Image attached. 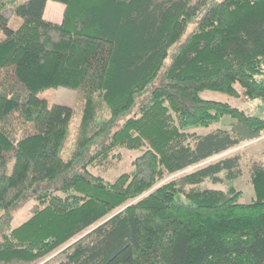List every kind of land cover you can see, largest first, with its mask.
I'll use <instances>...</instances> for the list:
<instances>
[{
    "label": "trees",
    "instance_id": "1",
    "mask_svg": "<svg viewBox=\"0 0 264 264\" xmlns=\"http://www.w3.org/2000/svg\"><path fill=\"white\" fill-rule=\"evenodd\" d=\"M0 31V264H264V165L243 202L241 155L212 160L264 116L200 94L264 102V0H0ZM58 87L75 107L39 95ZM119 148L132 170L96 175Z\"/></svg>",
    "mask_w": 264,
    "mask_h": 264
},
{
    "label": "rangeland",
    "instance_id": "2",
    "mask_svg": "<svg viewBox=\"0 0 264 264\" xmlns=\"http://www.w3.org/2000/svg\"><path fill=\"white\" fill-rule=\"evenodd\" d=\"M56 2V1H54ZM60 3V2H57ZM61 4V3H60ZM56 9L52 7H47L46 17H49L50 21L53 22H61L62 21V14L65 11V7L62 13V10L56 12ZM45 16V14H44ZM48 18V19H49ZM62 18V19H61ZM47 19V20H48ZM61 20V21H60ZM21 22V18L16 16L11 19L10 25L13 28H16ZM2 32L0 31V37L2 36ZM77 90L70 89L66 87H58V88H48L39 93L40 96L44 97L50 106L53 104H63L68 105L71 107H75L77 105ZM201 96L205 99L211 100H219L224 101L232 104L233 106L239 107L244 109L249 114H255L259 116H264V102L260 99L255 100H248L244 97H234L227 93L206 89L201 91ZM232 121L230 118H225L221 123L215 125L214 127H227L229 123ZM75 126L73 124V130L71 133V140L68 144L69 149L72 145ZM208 129H199L201 132H205ZM71 149V148H70ZM116 154H119L120 157H114L112 161L105 165H95L91 169L96 175H100L107 180H115L120 174L124 172L131 171L133 168V161L134 159L140 155V150H130L126 148H119L115 151ZM233 154H240L243 175L234 181V186L242 192L241 201L243 202H250L253 198H255L254 187L251 182V166L255 161H258L264 165V134L251 141H246L243 144L232 148L225 153L214 157L212 160H216L221 157L233 155ZM191 170V169H189ZM208 186L217 188V189H226V185L224 183H212L208 182ZM34 201H30L24 204L15 214L14 219L12 221V226L16 227L20 225L22 222L26 221L31 215V207L34 205ZM68 244L60 247L56 251L50 253L49 255L45 256L44 258L31 262V263H24L22 261H15L13 264H60L62 261H65L67 258V253L65 248Z\"/></svg>",
    "mask_w": 264,
    "mask_h": 264
},
{
    "label": "crops",
    "instance_id": "3",
    "mask_svg": "<svg viewBox=\"0 0 264 264\" xmlns=\"http://www.w3.org/2000/svg\"><path fill=\"white\" fill-rule=\"evenodd\" d=\"M47 7H52L53 9H56V10H55L56 12L62 10V13H63V10H64L65 5L62 4V3L60 4V3H57V2H54V1H49V2L47 3ZM47 7H46V10H45V18H46V19L49 18V17H46ZM61 16H62V18H63V14H62ZM62 18H61V19H62ZM48 20H52V19L49 18ZM60 21H61V20H60Z\"/></svg>",
    "mask_w": 264,
    "mask_h": 264
}]
</instances>
